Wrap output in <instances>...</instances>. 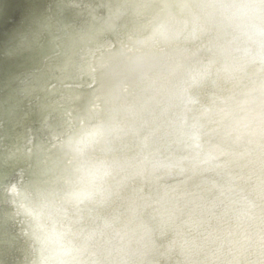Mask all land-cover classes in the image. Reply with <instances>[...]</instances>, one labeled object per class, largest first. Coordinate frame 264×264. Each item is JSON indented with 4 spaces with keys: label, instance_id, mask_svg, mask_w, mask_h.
I'll use <instances>...</instances> for the list:
<instances>
[{
    "label": "clouds",
    "instance_id": "obj_1",
    "mask_svg": "<svg viewBox=\"0 0 264 264\" xmlns=\"http://www.w3.org/2000/svg\"><path fill=\"white\" fill-rule=\"evenodd\" d=\"M95 13L94 50L74 75L100 80L118 68L147 83L153 113L132 123L90 109L59 135L62 168L52 179L43 178L31 141L0 163V226L20 244L23 264H155L156 232L182 215L204 213L210 202L222 212L241 198L264 201V186L232 180L179 196L174 188L146 194L156 180L224 168L221 129L264 133V0H180L124 35L107 5ZM7 15L14 21L15 9ZM117 141L131 147H108ZM126 192L137 206L150 200L154 214L163 203L168 220L146 232L110 224L104 212Z\"/></svg>",
    "mask_w": 264,
    "mask_h": 264
}]
</instances>
